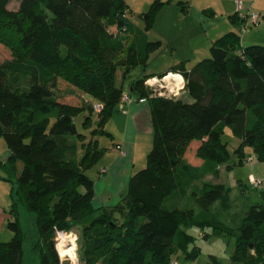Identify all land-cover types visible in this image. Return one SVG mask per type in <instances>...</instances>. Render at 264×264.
Masks as SVG:
<instances>
[{"label": "trees", "instance_id": "trees-1", "mask_svg": "<svg viewBox=\"0 0 264 264\" xmlns=\"http://www.w3.org/2000/svg\"><path fill=\"white\" fill-rule=\"evenodd\" d=\"M9 2L0 0V44L11 54L0 61V137L9 150L0 170L13 183L11 206L5 209L12 236L0 240V264H27L20 208L34 215L30 259L37 264H61L56 234L75 227H81L78 264H170L179 254L194 261L200 248L187 230L192 227L203 238H233L229 264H264V189L239 182L247 190L241 196L250 201L235 225L227 219L235 205L230 189L209 181L195 185L224 164L227 170L242 165L245 148L264 162V45L241 44L246 18L232 14L238 31L216 38L209 56L189 71L175 69L191 103L153 94L145 85L153 75L129 84L127 98L149 105L151 148L119 202L94 209V183L86 172L103 155L94 137L106 133L104 126L124 96L116 75L146 66L159 42L131 23L123 0H20L16 10ZM160 4L155 0L150 7L148 22ZM60 84L102 108L94 110L91 101L77 96L68 100ZM81 112L87 113L84 126L95 123L89 140L76 128ZM226 127L239 140L233 151L238 160H231L222 141ZM190 195L197 209L163 207L169 197ZM203 264L222 263L209 255Z\"/></svg>", "mask_w": 264, "mask_h": 264}, {"label": "rangeland", "instance_id": "rangeland-1", "mask_svg": "<svg viewBox=\"0 0 264 264\" xmlns=\"http://www.w3.org/2000/svg\"><path fill=\"white\" fill-rule=\"evenodd\" d=\"M126 4V10L128 13V18L131 23L138 28L145 30L147 38L152 42H159L158 46L150 51L148 63L146 66L138 65L132 68L124 77L121 76L119 71L116 75V85H121L123 91L126 95L129 91V84L144 75H152L153 73H159L157 71H164L167 68L171 67L176 63V59L183 52L184 47L181 48L182 41L194 45L198 43L201 39L198 36H192L189 32L185 33L190 27L196 28V26L201 25V28L205 29L208 22H210V14L208 10L201 11V9H206L205 7L209 4H214L212 7L217 12V15H221V0H160L162 4L157 6L155 13L153 15V21H149L146 16L148 10L152 6L155 0H123ZM20 0H10L8 8L11 10H16L18 8ZM200 24L197 22L194 25V21L197 19ZM217 20V19H216ZM254 30L250 28L247 32L242 31L241 36L244 34V39L247 38V35ZM186 34V35H185ZM243 39V41H245ZM246 43V42H243ZM62 51H65L64 47H61ZM184 52H188L185 50ZM10 51L0 44V61L10 59ZM163 69V70H160ZM184 78V77H183ZM185 87V85H184ZM61 92L64 93V96H67L70 101H77L74 96L80 98V101H91L96 105V100L92 99L88 95L82 94L77 89L67 86L65 84H60ZM184 89L179 90L176 97H181L184 102L191 103L193 99L189 96L188 92L184 91L183 95L181 92ZM167 92V91H166ZM134 104L139 106L136 115H133V118L130 120V124L133 130L127 129L126 141H130V144L134 145L133 150L135 149L134 161L130 162L129 165H121L116 167L119 162H117L109 172H106V168L110 167V163L114 158L121 153H125L127 150L121 146H117L120 143L123 144V133L124 125L121 127L118 126L116 121H108L104 130L106 133L95 136L94 138L98 140L99 148L103 149V155L100 159L87 170L86 174L92 179L94 183V198L92 201V206L94 209L97 208H110L116 205L121 196L125 194L127 188V181L129 176L136 172L137 170L143 168L146 164V155L151 148L152 138H153V129L150 121V109L147 102L140 103L143 101H136L133 98H128L126 101L121 103ZM102 108L100 106L98 109L93 106L94 110L99 111ZM115 114L120 112L118 106L114 111ZM87 113L81 112L75 118V124L77 131L86 137V140L91 138V131L95 127V123H91L88 126L83 125L84 115ZM95 111H93L92 118L95 119ZM112 118V117H111ZM222 141L226 142L228 149L232 153L231 160L236 158V155L233 151L237 148L239 140L235 138L229 129L225 128L224 134L222 135ZM116 145V146H115ZM132 148V147H131ZM120 149V150H119ZM6 143L2 137H0V156L7 151ZM246 156L242 158V165L232 166L231 169L227 170L225 164L220 166L219 173L217 175H206L204 178L195 182L196 186H199L200 183L209 181L212 183H223L230 189V198L235 204L230 210H228V220L231 224H238L240 217L244 213V206L249 199L244 196L247 195L246 189H241L240 184L247 185L250 183L251 177H259L262 180L261 186L258 188L264 189V162H259L250 148H245ZM129 156V155H128ZM124 157H126L124 155ZM123 157V158H124ZM6 160V159H5ZM4 160V161H5ZM230 160V161H231ZM124 166V167H123ZM104 167V168H103ZM123 167V168H122ZM104 169L105 172L99 171ZM122 168V169H120ZM110 169V168H109ZM120 169V170H119ZM134 172H132V170ZM5 176L4 172L0 170V224L5 220L11 218V216L6 212L11 206V187L13 183L10 180L3 179ZM126 178V180H125ZM123 179V180H122ZM124 185V186H123ZM249 196V195H248ZM175 197L167 198L163 207L169 208V205L175 203L180 206H190L197 209L196 202L192 199V196H181L178 197L176 201ZM6 209V210H5ZM246 209V208H245ZM97 210H95V213ZM99 212V210H98ZM3 213V214H1ZM4 213L6 214L5 219L3 220ZM34 215L24 208H20V221L23 226L24 231L27 233L26 244L24 246L25 260L27 264H37L33 263L30 259V251L33 243L35 242V225L33 220ZM80 229L81 227H75L70 232H65L66 234H72L75 242L74 249V258L70 259L68 256H60L59 259L61 264H78L79 263V241H80ZM195 237V245L200 248V254L194 261L185 262L183 255L179 254L173 256L170 264H203L209 261V255H215L222 264H229V255L232 253L234 248V239L233 238H221V237H209L203 238L201 236V231L192 227L187 229ZM209 232V229L205 230ZM12 236V233L7 229L6 224L0 226V240L6 241L9 240ZM58 236L56 235V242ZM56 246V243H55Z\"/></svg>", "mask_w": 264, "mask_h": 264}, {"label": "crops", "instance_id": "crops-1", "mask_svg": "<svg viewBox=\"0 0 264 264\" xmlns=\"http://www.w3.org/2000/svg\"><path fill=\"white\" fill-rule=\"evenodd\" d=\"M235 0H221L220 3L222 4L221 6V15H217L215 9H213L212 7L214 6V4H209L207 5L205 8L206 9H201V11H205L208 10L207 12L210 14V22H208V24L206 25V28L202 29L201 25L196 26V28H192L191 27L186 30L185 33H191L192 36H198L200 37V41L194 45H190V43L188 44V42H184L182 41L181 43V48L185 46L183 52L181 53V55H179L177 57V61L176 63H174V65H171V67L167 68L164 71H157L159 73H153V76H159L160 74H164L167 72H178L177 70H175L176 68H179V66L183 67V70L189 71L190 68L199 60L206 58L209 56V48L211 46V43L218 37H220L221 35H223L224 33L228 32V31H238L239 26L236 27V25L234 23L231 22L230 20V16L232 14L235 13V4H234ZM245 4L246 8H250V11H254V12H258L260 13V16L262 18V22L257 26V27H252L254 28V30H250L251 32L247 35V38L244 39V34L241 36V44L242 45H249V44H263L264 45V0H242ZM217 19V20H216ZM200 20V18L197 19V21H194V25L198 22L200 24V22L198 21ZM248 30V29H247ZM247 30L245 32H247ZM244 33V32H243ZM186 35V34H185ZM243 39L245 41H243ZM246 42V43H243ZM185 50H188V52H184ZM163 70V69H160ZM180 72V71H179ZM124 92V91H123ZM129 91H127L126 95L127 96ZM183 92H181V94L183 95ZM125 94V92H124ZM140 103H145V101L140 102ZM138 107L137 105H134L132 103L130 104H126L125 103H121L118 105V108L120 110V112L113 113L112 118L109 121H116V123H118V126L121 127V125H124L125 127L124 129V133H123V144H119L117 146H121L124 149L126 148V152L125 153H121L120 155L118 154L114 160L110 163V169L106 168V172H109V170L112 169V167L117 163L118 165L116 167H114L115 169H117L118 166L121 165H129L130 162L134 161V154H135V149L134 145L130 144V141H126V135H127V129L133 130L131 127V118H133V115H136L137 111H138ZM122 128V127H121ZM116 146V145H115ZM132 147V148H131ZM120 150V149H119ZM9 155V150L5 151V153L3 155L0 156V161H4ZM124 155L126 157H124ZM129 155V156H128ZM124 157V158H123ZM196 165L199 164V162L195 163ZM124 167V166H123ZM122 167V168H123ZM104 168V167H103ZM102 169H100L99 171L101 172ZM120 168V169H122ZM119 169V170H120ZM220 169V167H219ZM135 169L132 170V172H134ZM219 173V172H218ZM123 180V179H122ZM126 180V178H125ZM124 186V185H123ZM1 207H0V211H1ZM3 214V213H1ZM6 214L4 213V217L3 220L5 219ZM6 221L4 220L0 226L2 224H4Z\"/></svg>", "mask_w": 264, "mask_h": 264}, {"label": "built area", "instance_id": "built-area-1", "mask_svg": "<svg viewBox=\"0 0 264 264\" xmlns=\"http://www.w3.org/2000/svg\"><path fill=\"white\" fill-rule=\"evenodd\" d=\"M235 12L241 18H246L242 26V31H246L248 28L254 26L257 27L261 23V17L259 13L250 11V8H246L242 0H235ZM145 85L153 92V94L164 95L168 97H175L179 90L184 89L185 80L179 72H167L162 77L153 76L145 81ZM167 91V92H166ZM127 96L122 97V101H126ZM102 106V104L94 105L95 109ZM104 171V170H102ZM250 183L254 186H260L261 180L251 177ZM62 232V231H59ZM57 232V236L59 235Z\"/></svg>", "mask_w": 264, "mask_h": 264}, {"label": "bare ground", "instance_id": "bare-ground-1", "mask_svg": "<svg viewBox=\"0 0 264 264\" xmlns=\"http://www.w3.org/2000/svg\"><path fill=\"white\" fill-rule=\"evenodd\" d=\"M75 249L74 237L72 234H66L65 232H59L56 242V250L60 256H68L73 259Z\"/></svg>", "mask_w": 264, "mask_h": 264}]
</instances>
